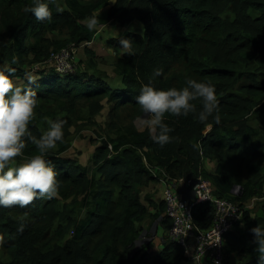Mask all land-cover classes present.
<instances>
[{
    "label": "trees",
    "instance_id": "obj_1",
    "mask_svg": "<svg viewBox=\"0 0 264 264\" xmlns=\"http://www.w3.org/2000/svg\"><path fill=\"white\" fill-rule=\"evenodd\" d=\"M30 3L0 0V63L15 67V76L28 71L29 65L44 61L51 51L91 39L95 30L89 31L84 21L109 0H64L61 11L55 10L59 5L51 0L50 22L37 20L27 10ZM112 8L124 9L143 25L142 32L124 34L133 40L134 54H123L114 62V71L124 87L112 88L101 76L90 77L80 70L62 76L54 69L39 72L34 82L38 101L56 99L66 111L58 115L66 120L63 138L48 153L59 173L58 193L51 199L37 197L22 207L39 223L34 230L24 223L23 230L18 231L20 222L13 221L0 206V242L9 256L0 264H81L83 260L89 264H179L184 255L167 236L171 222L165 216L164 203L151 211L148 197L147 204L139 197V188L156 178L147 163L164 167L171 178L201 174L211 181L215 195L233 201L264 195V136L247 122L258 116L253 107L259 102L264 105V0H116ZM99 18L98 23L106 20ZM116 42L119 44V38ZM249 61L256 68L247 66ZM156 66L163 67L153 81L158 87H182L185 76L212 81L219 99L220 124L211 122L213 129L208 134L203 133L205 125H199L188 139V150L178 147L185 157L171 156V149L157 145L147 130L127 126L123 134L109 138L111 149L106 142L95 149L96 166L92 169L87 163L66 166L69 160L58 155L70 145L66 130L75 114L76 101L106 98L114 101L115 110L126 107L131 117L138 116L142 109L135 96ZM243 74L251 83L235 91L231 86ZM114 115L110 114V121ZM170 127L174 132L176 126ZM29 129L34 136L38 132L34 119ZM196 142L199 148L193 147ZM33 146L27 141L24 153L30 154ZM144 146L147 148L142 149ZM200 148L205 157H216L213 166L205 167L199 160ZM237 184L241 193L234 195L231 190ZM213 214L212 203L205 201L193 209V220L206 227ZM146 216L159 218L163 229L162 247L157 251L151 250L149 243L134 250L140 231L136 223ZM54 219L58 222L53 234L61 242L42 251L39 237L50 230ZM257 223L264 224V196L261 214L246 208L241 223L226 234L225 250L230 261L259 264L250 231ZM69 228L74 234L64 238Z\"/></svg>",
    "mask_w": 264,
    "mask_h": 264
},
{
    "label": "clouds",
    "instance_id": "obj_2",
    "mask_svg": "<svg viewBox=\"0 0 264 264\" xmlns=\"http://www.w3.org/2000/svg\"><path fill=\"white\" fill-rule=\"evenodd\" d=\"M50 2L51 0H31L27 10L37 20L50 22L53 13ZM98 9L86 17V27L89 31L95 30L99 24L100 18L96 13ZM55 10L61 11L62 9L57 6ZM131 30H133L132 26H129V31ZM89 40L70 42L67 45L76 44L77 55V50L85 47L90 42ZM123 54H134L133 40L130 37L119 36V44L115 47L114 55L121 56ZM77 63L75 71L78 69ZM162 72L163 67H154L148 82L141 85L139 93L135 96V101L143 112L141 122L158 145L164 146L174 138L171 135L172 127L165 122L166 113L177 117L194 113L200 122L208 121L209 117L219 121L217 114L219 99L216 85L212 81L187 77L182 87H158L153 81ZM15 73V67L8 63H0V206L2 207L13 205L24 207L37 197L51 199L57 195L60 183L59 173L55 164L48 158V153L58 141L62 140L66 124V120L60 117L49 119L47 129L39 137L32 135L29 122L34 119L38 103L37 87L34 86L37 77L30 72H25L24 80L21 81L14 75ZM197 100H199V108L195 103ZM27 141L35 145L37 151L34 154L24 153ZM193 147L199 148V142L194 143ZM18 157L20 159H17ZM147 166L152 165L147 163ZM155 171L157 174L163 172H160L158 167ZM188 178L195 177L190 176L185 179ZM175 179V186L177 183H181L185 187L184 179ZM237 186H233L232 194H234L233 189ZM176 189L179 190L178 187ZM251 198L245 201H235L245 205V211L246 208H250ZM242 219L235 223L229 231L239 225ZM23 228L24 222L21 220L18 231H22ZM250 231L253 234L252 242L255 244L254 251L258 255L259 264H264V224L257 223L251 227ZM0 240H2V236H0Z\"/></svg>",
    "mask_w": 264,
    "mask_h": 264
},
{
    "label": "rangeland",
    "instance_id": "obj_3",
    "mask_svg": "<svg viewBox=\"0 0 264 264\" xmlns=\"http://www.w3.org/2000/svg\"><path fill=\"white\" fill-rule=\"evenodd\" d=\"M55 1L59 5V7L61 8L64 7V0H55ZM107 5L108 3L106 5L101 6L100 8L105 7ZM114 14L117 15L119 21H125L124 23H126V21L128 22L129 20H132V24H131L132 29H138V30L141 29L142 27L141 20L137 17H131L130 15L132 14L129 13L128 15L127 12H124V9L122 11H119V10H114L111 7L108 11V15L104 17L106 18L105 22H107ZM84 22L86 23V21ZM128 32L129 31H127L126 34ZM115 36L116 35H113L112 37ZM85 47L77 50V55H76V60L78 62L77 70H80V73L82 74L86 73L90 77L101 76L102 79L112 88L124 87L120 79V76H118L114 71V62L117 56H115L113 52L112 53L109 52L107 45H105L102 40L96 39L90 44V46L86 47L89 48L91 52L87 51ZM50 63H48L47 61L35 62L33 63V65L28 66V71L26 72H30L32 75L38 78L39 72L41 70L50 71V69L53 68ZM247 66L252 67L253 69L256 68V66L252 63V61H249ZM178 67L180 70L184 71V67L181 62H178ZM24 74L25 72L21 76L20 75H16V76L19 77L21 81H23ZM59 74H61V76L63 75V73H59ZM186 78L187 76H185L182 79L183 82L186 81ZM249 83H251L250 78L247 76V74H243L231 86V88L234 89L235 91H238L242 85H247ZM195 103L199 108L200 106L199 100L195 101ZM61 106L62 105L59 101L52 98L38 101L37 106L35 108V116H34V120L36 121L37 131H38L35 132V136L39 137L42 134V132L47 129L49 119L57 118L60 113H62L63 115L66 114V111L60 108ZM253 108H255V111H257L258 116L247 119V122L251 124L254 128L261 130L264 136V105H261V102H259ZM129 112L131 111L127 110L126 107L115 110L114 101H108L106 98H102L99 100H91V101L89 100L85 101L84 99L77 100L75 103V114L71 115L72 122L68 126V129L66 130L67 132L66 137L69 139L70 145L66 150L59 153L58 156L69 160L68 163H65L66 166H70L71 162L73 163L78 162L80 164L87 163L91 166L92 169L93 166H96L93 161V159H95L94 157V154L96 152L95 149L98 146L102 145L104 142L108 143V148L110 149L112 148V143L109 142V138H116L118 135L123 134L125 131L124 129L127 126H133L139 131L147 130V128L141 122L143 112H141L140 115L135 117H131ZM111 113L115 114L113 117V121H110ZM165 120H166L165 122L168 123L170 126H176L174 132L171 134L174 138L169 143L162 146L171 149L170 152L173 153L171 154V156L173 157H185V154L181 152V150H179L178 147L185 146L184 147L185 150H188L186 146V144L189 143L188 139L190 138V136L194 134L195 130L198 129L199 125H205V129L203 130V133L208 134L213 129V124L211 122H216L218 125L220 124L219 121L212 119V117H209V120L206 122H200L198 121V119H196L194 113H189L187 116H179V117L166 113ZM147 132L149 134L148 137L152 138V134L149 133L148 130ZM109 145H111V147H109ZM146 148L147 147L144 146L142 149H146ZM28 151L30 152V154H34L37 151V149L34 145L33 147L29 148ZM52 151L53 150L51 149L49 152ZM198 154H199V160L203 161L205 167H211L216 163L215 162L217 160L216 157H212V156L205 157L203 154V150L201 148L199 149ZM17 159H20V157H18ZM157 167L160 172L164 171L167 174L164 167L162 166L161 167L157 166ZM187 177L189 176H184L182 174L176 176L175 178L185 179ZM237 185L239 187L237 186L233 189V193L235 195H239L241 193V186L239 184ZM263 192H264V187H263ZM259 195L260 196H254L249 201V206L251 208V211L256 215L261 214V202L264 196L261 194ZM146 196L150 201L151 211H154L162 202L161 186L157 178H153L152 180H149L145 185L139 188V197L144 204H147ZM67 201L68 200H66V202ZM1 209H3L5 214L11 217L13 221L21 222V220H23V222L27 224L31 230H34L37 226H39V223L31 215H29L24 208L18 205H13L10 207L1 206ZM83 214H84V210H81L80 215ZM52 222L55 223L50 228V230L44 231L42 235L39 237L38 246L42 251H48L49 249H51L55 245L56 241H58V243L61 242V240H58V238L53 234V230H52L54 229L56 222H58V220L54 219ZM136 224L140 227V231L138 237L135 240L134 250L139 248L140 245L143 243L146 244L149 243V248H151V250L153 251H157L156 244L160 243L161 233L163 232V229L159 223V218H152L151 216H146L143 220L137 222ZM73 234H74L73 229L69 228L64 238H71ZM159 247L160 248L162 247V243L160 244ZM0 260L2 261L9 260V256L6 253V250L2 246L1 242H0ZM13 264H20V263L16 262ZM55 264H60V263L55 262ZM81 264H89V263L83 260Z\"/></svg>",
    "mask_w": 264,
    "mask_h": 264
},
{
    "label": "built area",
    "instance_id": "obj_4",
    "mask_svg": "<svg viewBox=\"0 0 264 264\" xmlns=\"http://www.w3.org/2000/svg\"><path fill=\"white\" fill-rule=\"evenodd\" d=\"M76 49L77 45L71 43L51 51L47 62H51L58 73H72L76 69ZM148 167L161 185L165 216L171 222L167 236L183 251L184 259L179 264H235L228 258L224 236L243 218L245 205L216 196L211 182L201 175L184 179L187 191L180 192L176 189L175 178L169 177L164 171L157 174V167ZM204 201L212 203L214 214L211 223L201 227L193 220V209Z\"/></svg>",
    "mask_w": 264,
    "mask_h": 264
},
{
    "label": "crops",
    "instance_id": "obj_5",
    "mask_svg": "<svg viewBox=\"0 0 264 264\" xmlns=\"http://www.w3.org/2000/svg\"><path fill=\"white\" fill-rule=\"evenodd\" d=\"M115 2H116V0H115ZM115 2H113V0H109L108 5L98 9L96 11V13H98L99 16L106 17L108 15L109 9L111 7H113ZM117 9H119V8H117ZM117 9H115V10H117ZM119 11H121V10H119ZM131 24H132V20H130V21L126 22V23H121L119 21V19L117 18V15L114 14L107 22L99 23L97 25V27L95 28V32H94L93 36L89 40L90 42L87 43L85 46L88 47V46H90V44L93 41H95L96 39H99V40H102L105 45H107V48H108L109 52L110 53L113 52V54H114L115 47L118 46V43L116 42V39H118L119 36H122V35L126 34V32L129 31V26H131ZM131 31L142 32L143 31V25H142L141 29H139V30L138 29H133ZM113 35H116V36L112 37ZM110 37H112V38H110ZM176 187H178L179 190L182 191V192H186L187 191V189L184 186H182L181 183H177ZM160 240H161V237H160ZM160 244L161 243H157L156 244V248H160L159 247Z\"/></svg>",
    "mask_w": 264,
    "mask_h": 264
}]
</instances>
